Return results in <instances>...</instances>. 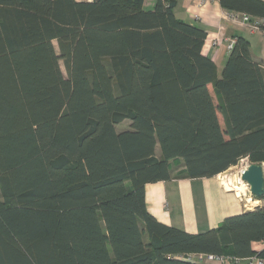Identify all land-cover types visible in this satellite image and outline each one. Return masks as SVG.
I'll return each instance as SVG.
<instances>
[{"label":"trees","instance_id":"trees-1","mask_svg":"<svg viewBox=\"0 0 264 264\" xmlns=\"http://www.w3.org/2000/svg\"><path fill=\"white\" fill-rule=\"evenodd\" d=\"M218 1L264 19L263 0ZM143 3L0 0V264L264 259V205L189 233L144 196L175 160L181 178L264 162V60L237 37L218 78L206 31Z\"/></svg>","mask_w":264,"mask_h":264},{"label":"crops","instance_id":"crops-1","mask_svg":"<svg viewBox=\"0 0 264 264\" xmlns=\"http://www.w3.org/2000/svg\"><path fill=\"white\" fill-rule=\"evenodd\" d=\"M155 1L144 0L143 8L151 9ZM172 1H174L173 13L176 18L198 25L206 31L202 52L215 64L216 77L221 76L229 57L230 51L227 50L226 45L230 39L240 36L247 39L253 59L264 60V33L262 31L252 33L248 27L233 23L230 20L233 12L223 9L218 0ZM259 164L264 169V162ZM188 179L172 178L169 181L145 184L146 208L156 220L189 233H199L217 227L228 216L264 205V200L252 196L240 181L233 185L229 184L224 172L217 176L196 178L202 185L195 189L190 187L181 190L174 186L177 182ZM250 204L253 208H250ZM263 247V242L252 244L255 251ZM199 258L201 264H220L218 261L208 260L207 256ZM245 263L246 260L243 259L238 264Z\"/></svg>","mask_w":264,"mask_h":264},{"label":"built area","instance_id":"built-area-1","mask_svg":"<svg viewBox=\"0 0 264 264\" xmlns=\"http://www.w3.org/2000/svg\"><path fill=\"white\" fill-rule=\"evenodd\" d=\"M230 20L233 23L248 27L249 31L252 33L256 31H262L261 26L264 25V19L252 18L249 15L244 14V13L233 12L230 15ZM262 32L264 33V31ZM234 44H235V39L228 40L227 45H226L227 50L230 51L233 48ZM238 162H242L244 165L242 172L246 169V167L249 164H251L247 157H243L239 159ZM249 206L250 208H253L251 204ZM193 256L194 255H192L191 257L193 258ZM201 256H207L208 260H215V261H218L220 264H238L241 260H243L240 258L229 257V256H214V255H201ZM199 257L200 256H197V257L194 256L193 258L196 260L197 264H201V259ZM245 260H246L245 264H264V259L258 256H251L249 258H246Z\"/></svg>","mask_w":264,"mask_h":264},{"label":"rangeland","instance_id":"rangeland-1","mask_svg":"<svg viewBox=\"0 0 264 264\" xmlns=\"http://www.w3.org/2000/svg\"><path fill=\"white\" fill-rule=\"evenodd\" d=\"M53 44L55 46V48H57V42L53 41ZM60 67L61 70L63 72L64 75H66V71L64 68V64L63 61H60ZM130 122L129 121H124L121 124H118L116 126V130L117 131H122V130H126L129 128ZM156 154L159 156V150L158 148L156 149ZM171 168H172V175L175 177H182L183 176V168L182 167L183 163L181 162V160H175L173 162L170 163ZM235 167H230L229 169H227V177H232V176H236L241 184H244V189H246V191H249V187L248 185L241 180V173H242V169L244 167L242 162H238L236 165H234ZM175 168V169H174ZM180 168V169H179ZM237 170V171H236ZM173 185V184H171ZM202 184L200 182V180H196V178H189L188 180H185L184 182H177L176 184H174L175 187H178L181 190H185L186 188H193L195 189L196 187H200Z\"/></svg>","mask_w":264,"mask_h":264},{"label":"water","instance_id":"water-1","mask_svg":"<svg viewBox=\"0 0 264 264\" xmlns=\"http://www.w3.org/2000/svg\"><path fill=\"white\" fill-rule=\"evenodd\" d=\"M241 180L248 185L252 196L257 199L264 197L263 167L259 163L249 164L241 173Z\"/></svg>","mask_w":264,"mask_h":264},{"label":"bare ground","instance_id":"bare-ground-1","mask_svg":"<svg viewBox=\"0 0 264 264\" xmlns=\"http://www.w3.org/2000/svg\"><path fill=\"white\" fill-rule=\"evenodd\" d=\"M235 167V166H233ZM228 171V170H227ZM227 171H224V177L226 178V180L228 181L229 184H235L237 182H239V179L236 176H232V177H227ZM237 171V170H236ZM242 185V184H241ZM244 187V186H243Z\"/></svg>","mask_w":264,"mask_h":264}]
</instances>
